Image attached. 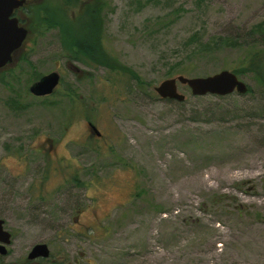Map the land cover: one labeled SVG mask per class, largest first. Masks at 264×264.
Returning <instances> with one entry per match:
<instances>
[{"label": "rangeland", "instance_id": "1", "mask_svg": "<svg viewBox=\"0 0 264 264\" xmlns=\"http://www.w3.org/2000/svg\"><path fill=\"white\" fill-rule=\"evenodd\" d=\"M105 1L103 44L123 69L68 63L51 30L0 71V218L13 236L0 264H28L39 243L52 258L29 264H264V87L242 74L247 95L154 91L174 68L239 69L264 0ZM194 36L241 45L198 56ZM52 72L57 92L33 96Z\"/></svg>", "mask_w": 264, "mask_h": 264}, {"label": "trees", "instance_id": "2", "mask_svg": "<svg viewBox=\"0 0 264 264\" xmlns=\"http://www.w3.org/2000/svg\"><path fill=\"white\" fill-rule=\"evenodd\" d=\"M43 6L45 7L36 5L30 8L27 6L23 11L25 17L19 16L21 25L29 30L26 43L34 35L42 37L46 32L57 30L59 42L66 54L68 63L77 61L87 66H106L111 70L123 69L103 44V14L107 7L105 0H93L92 2L86 0L82 3L79 0H64L58 5L46 4ZM73 6L81 7V13L75 17L69 15V10ZM248 37L252 41L246 45L241 67L233 70V73L238 77L242 74L252 75L256 82L264 87V24L255 26ZM240 45L239 39L213 37L205 41L203 37L194 36L190 39L188 47L193 48L194 53H197L198 56H202L203 54L217 53L223 48H237ZM174 73L187 76L190 71L188 68L179 67L174 68ZM131 76L138 84L142 83L139 77L134 74ZM251 92L252 88L249 87L247 94ZM74 95L73 100H76L78 98L76 91L73 92ZM66 96L70 97L69 95ZM51 258L52 255L49 259H40V262L48 261ZM29 263L31 261L28 260Z\"/></svg>", "mask_w": 264, "mask_h": 264}, {"label": "water", "instance_id": "3", "mask_svg": "<svg viewBox=\"0 0 264 264\" xmlns=\"http://www.w3.org/2000/svg\"><path fill=\"white\" fill-rule=\"evenodd\" d=\"M25 2L26 0H0V71L16 60L29 36V30L20 25L19 19L14 16L15 10L21 8ZM74 70L78 72L79 69L74 67ZM61 79L58 72L47 74L30 86V93L39 98L51 96L60 86ZM179 84L189 88L195 97L208 95L224 97L234 93L246 95L249 91L247 84L229 70H223L208 77L189 78L180 75L163 81L154 88V91L162 100L182 103L186 100V96L179 93ZM90 127L93 134L101 137V132L96 126L90 124ZM12 239L11 232L5 229V220L0 218L1 256L8 255V247L12 244ZM50 257V247L45 243H39L30 251L28 260H46Z\"/></svg>", "mask_w": 264, "mask_h": 264}, {"label": "flooded vegetation", "instance_id": "4", "mask_svg": "<svg viewBox=\"0 0 264 264\" xmlns=\"http://www.w3.org/2000/svg\"><path fill=\"white\" fill-rule=\"evenodd\" d=\"M28 0H26V2H25V4L21 7V8H19V9H17V10H15V13H14V16H16L18 19H19V16L20 15H24V9H25V7H27L28 6ZM20 21V20H19ZM20 25H21V22H20ZM25 45V44H24ZM24 47V46H23ZM88 124H89V127H90V124H93L92 122H88ZM91 128V127H90ZM92 131V130H91ZM102 134H101V137H98V139H102ZM40 260V259H39Z\"/></svg>", "mask_w": 264, "mask_h": 264}]
</instances>
